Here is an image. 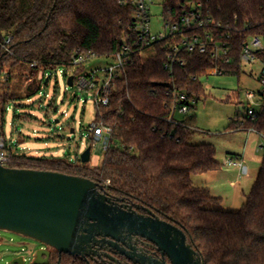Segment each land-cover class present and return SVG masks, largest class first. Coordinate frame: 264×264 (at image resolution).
I'll return each mask as SVG.
<instances>
[{
  "label": "trees",
  "instance_id": "1",
  "mask_svg": "<svg viewBox=\"0 0 264 264\" xmlns=\"http://www.w3.org/2000/svg\"><path fill=\"white\" fill-rule=\"evenodd\" d=\"M137 1L0 0L2 136L8 105L22 98L31 100L47 84L45 74L69 65L78 55L109 57L124 46L130 50L110 89L109 106L95 108V120L113 130L99 167L82 164L79 159L71 163L28 157L13 146H7L10 155L4 166L88 179L108 195L148 209L182 229L204 264H264V155L239 211L207 207H219L221 199L207 188L194 187L191 177L220 169L215 148L188 142L195 132L196 107L189 116H176L177 124H173L168 121L169 102L173 88L199 101L205 95L199 79L213 76L217 64L208 54L183 53L184 66L176 65L169 72L164 68L167 41L154 44L152 55L140 56L132 33ZM197 4L217 26L216 38L229 45L232 63L222 69L226 75L240 76L243 43L249 37L264 36V0H163L162 20L178 24L184 10ZM261 102L253 117L239 118L247 131L264 138V99ZM236 128L234 119L229 129L234 132ZM47 264L86 263L52 251Z\"/></svg>",
  "mask_w": 264,
  "mask_h": 264
},
{
  "label": "rangeland",
  "instance_id": "2",
  "mask_svg": "<svg viewBox=\"0 0 264 264\" xmlns=\"http://www.w3.org/2000/svg\"><path fill=\"white\" fill-rule=\"evenodd\" d=\"M162 2L154 0L149 6L152 33L163 32ZM152 54L151 48L140 52L142 57ZM114 63L110 56L93 57L77 68H56L48 78L45 77L47 84L42 85L30 102L22 98L8 105L2 128L6 145L15 147L19 153L28 157H53L74 163L88 147V128L95 121L96 109L92 100L85 104L81 102L88 98V94L80 93L75 86H67L66 78L77 71L89 74L113 66ZM260 68L259 64H244L240 76L213 75L199 79L205 95L200 97L196 105L195 132L188 142L211 144L216 151L215 159L221 167L218 171L192 176L191 183L194 187L209 189L212 196L221 199L219 207L208 205L209 208L239 211L246 203V197L260 169L264 138L247 131L244 120L239 118L245 116L248 107L244 93L248 90H261L258 82ZM60 71L65 72L66 78ZM20 104L22 107H19ZM25 115L31 116V119L24 120ZM234 119L237 128L233 132L229 127ZM71 130L74 132L70 133ZM103 155L100 144L92 147L88 165L99 167ZM235 156L241 160L235 159ZM227 160L241 163L247 172L243 173L238 166H227ZM33 247L38 250L45 246L0 230V264L12 261L17 254L24 258L23 264H32L35 255Z\"/></svg>",
  "mask_w": 264,
  "mask_h": 264
},
{
  "label": "water",
  "instance_id": "3",
  "mask_svg": "<svg viewBox=\"0 0 264 264\" xmlns=\"http://www.w3.org/2000/svg\"><path fill=\"white\" fill-rule=\"evenodd\" d=\"M72 79L68 77L67 86H72ZM90 151L88 146L80 155L82 164L89 162ZM118 202L123 201L82 177L10 169L0 164V230L46 247H33L32 264H47L52 251L86 264L103 258L118 264L112 255L120 249L119 244L126 247L123 256L130 264H167L164 258L169 264H204L182 229L160 220L148 209L135 207L144 211V216ZM125 237L144 239L156 248L163 261L138 253L125 244ZM95 246L105 253H98ZM23 263L24 258L17 254L5 264Z\"/></svg>",
  "mask_w": 264,
  "mask_h": 264
},
{
  "label": "built area",
  "instance_id": "4",
  "mask_svg": "<svg viewBox=\"0 0 264 264\" xmlns=\"http://www.w3.org/2000/svg\"><path fill=\"white\" fill-rule=\"evenodd\" d=\"M154 0H139L135 3L137 7V22L132 30L134 42L141 51L151 48L154 44L167 41L168 54L165 70L171 72L176 65L184 66V60L181 58L183 53L199 55L208 54L217 65L214 70V75L224 76L226 71L221 66H228L232 63L230 58V48L227 42H222L216 38L214 30L217 28L212 19L203 11L200 4L191 5L184 10L180 16L178 24H170L163 22V32L152 33L150 30V16L149 6ZM10 39L5 40L8 45ZM130 50L127 46L122 47L121 50L115 52L112 57L115 61L113 66L107 67L103 70H97L89 74L74 73L72 75V86L82 94H88V100H92L95 108H107L110 104V89L119 72L124 66V62ZM95 57L91 53L78 55L72 62L61 68L80 67L85 61ZM240 59L242 64L260 65V72L258 82L261 86L259 92L246 91L244 93L247 102V109L245 116L253 117L256 111L261 107L262 99H264V36L249 37L242 45L240 52ZM62 75L65 72H61ZM50 73L44 75L47 78ZM66 78V76L64 75ZM66 78V84H67ZM193 80H196L194 77ZM47 97V95H46ZM27 102H30L28 100ZM198 101L189 98L185 92H179L173 88L170 92L169 102V119L168 121L177 124L174 120L176 116H189ZM252 132V131H251ZM90 148L100 144L103 151H106L110 146L111 136L113 130L110 126L104 124L102 121H94L88 128ZM264 147H261V149ZM7 145L5 138L0 135V164H4L9 159V152H7ZM227 166H238L243 173H246V168L241 163H235L232 160L225 162ZM108 183V182H107ZM25 262V260H24Z\"/></svg>",
  "mask_w": 264,
  "mask_h": 264
},
{
  "label": "flooded vegetation",
  "instance_id": "5",
  "mask_svg": "<svg viewBox=\"0 0 264 264\" xmlns=\"http://www.w3.org/2000/svg\"><path fill=\"white\" fill-rule=\"evenodd\" d=\"M112 197V196H111ZM115 199H120L117 197H113ZM123 202H118L119 205H126L129 207L134 208V210L140 214V215H144L145 216V212L142 211L141 209H135L136 205H134L133 203H130L129 201H126L125 199H120ZM124 236V235H123ZM126 236V235H125ZM100 239V238H99ZM125 241L126 245H130L132 247H134L136 249V251L140 254H146L147 256L152 257L155 260H158L159 262L163 261V258L161 257L160 253L157 252L156 248L149 244L148 242H146L144 239L138 238V237H132L131 239H127L126 237L124 239H122ZM45 248V247H44ZM119 250H117V253L112 255L114 257V259L116 261H118V264H130L123 256L124 253H126L125 251L127 250L126 247L122 244H119ZM37 249V247H36ZM93 249H95L98 253H105L102 249H100L98 246L93 247ZM125 249V250H124ZM122 254V255H121ZM103 258V255H101ZM164 261L169 264V261L164 258ZM95 264H111L109 263L107 260H105L104 258L102 260H96L94 261ZM93 262V263H94Z\"/></svg>",
  "mask_w": 264,
  "mask_h": 264
},
{
  "label": "crops",
  "instance_id": "6",
  "mask_svg": "<svg viewBox=\"0 0 264 264\" xmlns=\"http://www.w3.org/2000/svg\"><path fill=\"white\" fill-rule=\"evenodd\" d=\"M235 159H237V160H241V159L239 158V156H235Z\"/></svg>",
  "mask_w": 264,
  "mask_h": 264
}]
</instances>
